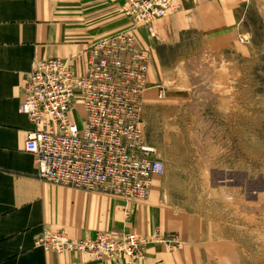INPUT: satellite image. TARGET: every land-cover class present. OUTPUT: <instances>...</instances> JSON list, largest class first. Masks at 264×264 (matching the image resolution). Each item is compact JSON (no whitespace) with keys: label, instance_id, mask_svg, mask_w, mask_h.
Here are the masks:
<instances>
[{"label":"rangeland","instance_id":"1","mask_svg":"<svg viewBox=\"0 0 264 264\" xmlns=\"http://www.w3.org/2000/svg\"><path fill=\"white\" fill-rule=\"evenodd\" d=\"M172 2L165 15L172 18L159 37L144 27L137 31L142 47L152 51L154 42L159 47L153 63L149 54V88L141 103L147 141L164 164L155 180L166 199L207 206L222 196L208 187L230 185L224 171H237L238 180L234 175L232 188L223 192L235 206L217 213V221L230 223L225 226L240 246V264H264V0ZM79 106L77 101L73 109ZM153 232L178 238L171 247L145 243L140 257L151 244L169 250L182 245L179 233L159 229L146 236L108 234H133L145 242ZM118 259L132 261L102 260Z\"/></svg>","mask_w":264,"mask_h":264},{"label":"crops","instance_id":"2","mask_svg":"<svg viewBox=\"0 0 264 264\" xmlns=\"http://www.w3.org/2000/svg\"><path fill=\"white\" fill-rule=\"evenodd\" d=\"M171 18L170 13L155 22L157 37ZM126 21L125 6L119 0H0V264H240V246L232 229L225 226L230 223H218L216 216L235 206L223 199V192L232 188L234 175L238 180L237 171H224L230 185L208 187L222 196L207 206L166 199L159 178L147 200L127 203L39 180L34 156L24 151L32 124L19 111V104L33 62L74 56L75 73L81 75L85 48L123 29ZM138 30L144 29L135 32L142 47ZM154 43L152 51L142 47L149 51L152 63L159 49ZM149 72L150 66L148 78ZM215 209L219 212L211 211ZM154 229L179 233L182 245L169 250L151 244L144 256L129 262L94 260L77 252L34 246V240L46 233L65 231L76 240L97 232L146 236Z\"/></svg>","mask_w":264,"mask_h":264},{"label":"built area","instance_id":"3","mask_svg":"<svg viewBox=\"0 0 264 264\" xmlns=\"http://www.w3.org/2000/svg\"><path fill=\"white\" fill-rule=\"evenodd\" d=\"M172 3L125 0L127 25L85 48L81 75L75 73L72 57L33 62L19 111L32 124L24 150L34 156L39 180L125 199L149 196L164 164L144 132L141 103L149 88L150 58L135 32L144 27L154 33L153 22L171 11ZM75 96L83 108L81 125L70 114ZM177 238L153 232L141 242L132 234L97 233L72 241L61 231L39 235L34 246L95 259L135 260L142 255L143 244L163 242L171 247Z\"/></svg>","mask_w":264,"mask_h":264},{"label":"bare ground","instance_id":"4","mask_svg":"<svg viewBox=\"0 0 264 264\" xmlns=\"http://www.w3.org/2000/svg\"><path fill=\"white\" fill-rule=\"evenodd\" d=\"M170 12V11H169ZM168 12V13H169ZM153 26H154V22H153ZM141 28V27H140ZM86 55H87V53H86ZM70 57H72V64H73V59H74V56H70ZM63 58H69V57H63ZM73 67H74V65H73ZM75 70V69H74ZM78 75V74H77ZM158 95H162L161 94V92H159L158 93ZM79 102L80 103V106H79V108L78 109H80V111H76V108L74 107V109H73V106H72V112H70V114L72 113H74V111H76L74 114H73V116L75 117V120L77 121V123L79 124V125H81V117L83 116V114H81L82 112H83V108H82V104H81V101H80V99L77 97V96H75V98H74V102L76 103V102ZM80 114V115H79ZM25 142V141H24ZM23 148H24V146H23ZM25 151V150H24ZM26 152V151H25ZM163 174V173H162ZM161 174V175H162ZM161 175H159V176H161ZM157 177V176H156ZM78 189V188H77ZM80 190H83V189H80ZM85 191H87V190H85ZM90 192V191H89ZM99 193H102V194H107V193H103V192H99ZM112 196H114V195H112ZM118 197H121V196H118ZM122 199H125V198H123V197H121ZM125 200H127V201H130V200H134V198H131V199H125ZM66 233V232H65ZM48 234H53V233H48ZM67 234V233H66ZM133 235V234H132ZM67 236H68V234H67ZM135 236V235H134ZM136 237V236H135ZM68 238H69V236H68ZM91 238H93V237H91ZM70 239V238H69ZM81 239H83V238H81ZM86 239H89V238H86ZM70 240H72V239H70ZM78 240V239H77ZM77 240H72V241H77ZM50 250H53V249H50ZM57 252V251H56ZM86 257H88V256H86ZM93 259H95V258H93ZM102 259H110V258H98V259H96V260H102Z\"/></svg>","mask_w":264,"mask_h":264}]
</instances>
